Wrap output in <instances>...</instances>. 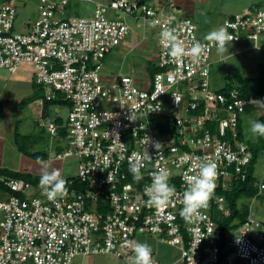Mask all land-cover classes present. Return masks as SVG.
<instances>
[{
    "label": "built area",
    "instance_id": "obj_1",
    "mask_svg": "<svg viewBox=\"0 0 264 264\" xmlns=\"http://www.w3.org/2000/svg\"><path fill=\"white\" fill-rule=\"evenodd\" d=\"M39 1V18L26 34L13 31L14 1L0 4V72L15 73L22 64H31L35 83L48 89L45 100L59 95L69 104L65 137L58 136L55 120L45 123L52 137L66 139V148L56 158L75 157L79 162L74 178H64L67 185L76 180L85 186L49 200L45 195L26 197L22 194L32 187L29 183L0 177L13 193L0 198V264H73L76 257H123L131 249L125 242L137 235L155 236L177 247L184 264H264L259 221L248 215L223 236L212 217L213 206L223 216L230 215L224 196L216 191L245 180L253 157L246 143L235 141L232 150L224 137L231 130L236 139L238 119L255 107L250 101L264 98L245 99L237 89L227 96L210 91V58L217 45L200 40L194 23L178 17L173 5L171 13L160 15L147 0H111L98 5L90 17L55 20L57 3ZM261 12L264 9L227 20L230 42L239 40L240 30H247L250 39L264 34ZM127 17L142 27L158 28L160 71L147 88L129 76L119 77L113 87L101 82L98 62L130 33ZM156 20L160 23L153 24ZM164 26L177 28L188 48L194 40L207 43L206 53L200 59L171 57L160 42ZM201 108L203 115L197 116ZM260 113L264 117V110ZM150 116L163 117L168 130L160 135L149 124ZM215 119L217 132L212 133L205 125ZM156 141L162 145L158 151ZM133 153L150 155L135 185L127 181ZM205 158L217 164L216 188L199 218L185 220L180 215L185 176L196 174ZM158 168L169 172V183L177 188V195L159 208L149 205L145 194L151 172ZM255 185L264 190L263 183Z\"/></svg>",
    "mask_w": 264,
    "mask_h": 264
},
{
    "label": "crops",
    "instance_id": "obj_2",
    "mask_svg": "<svg viewBox=\"0 0 264 264\" xmlns=\"http://www.w3.org/2000/svg\"><path fill=\"white\" fill-rule=\"evenodd\" d=\"M9 1L11 0H0V4ZM13 1L16 5V11H17L13 31L17 33L26 34L27 32L32 30L33 24L39 18V10H40L39 8L41 6V2L39 0H13ZM54 1L57 3V8L54 11V19L71 20L74 18H80V17L87 18L92 16L98 5L107 4L111 0H54ZM130 1H134V0H130ZM147 1L160 15L171 13L172 10L170 9V5H173L176 9L177 12L176 15L178 17L189 18L194 23V25L196 26L197 36L202 41H204L203 38L205 34L211 31L212 29L219 27L224 28L225 22L230 18L236 16H248L256 13L260 9H264V0H147ZM23 15H25L26 17L25 19L23 18ZM126 20L129 26L131 27L130 33L121 41V43L117 47L113 48L110 51V53H108L102 59L101 61L102 64L100 63L101 82L105 86L113 87L117 82L118 78L121 76H129L133 78L134 82L138 86L139 84L144 86L147 83L146 81L147 77L150 82L151 73H153V70L155 68L157 69V55H158V47H159L158 28L152 24H147L146 26L142 27L141 25H138L139 24L138 21L132 17H127ZM129 20L133 21V24H130ZM248 33L249 32L247 30H241L239 35V41L237 43H229L230 44L229 47L231 48L230 51L236 50L234 52L231 51L232 52L230 53L231 56L232 55L236 56V53H240L243 54V56H246L247 60H250L252 58L251 56H249V53L251 51L253 53H256L255 56H259L261 55V53L264 54V35L260 36L257 40H251L248 38ZM224 60L225 57H220L219 59V61L221 62H224ZM212 65L213 64L211 62L209 84L211 86V90L215 91L221 89L222 87L215 89V87H213L211 84ZM261 68L263 69L264 65H260V69ZM260 69L258 70V74L260 72ZM17 71L15 73H8L5 71V73H8L10 75H15ZM1 73L3 72L2 71L0 72V84L2 83L1 81H4L3 84L5 87V85L9 81L7 80V78H4V75ZM19 77H20V79H18L19 82L20 81L24 82L29 92L23 95L22 101L16 103L17 107L22 109L28 106L29 104L31 105L34 104L36 107L31 110V114L33 116L32 118H39L40 116L42 117L41 119H45V121L46 119L49 120L60 119L62 121L61 123L63 125H66L67 111H68L66 107H60L61 109L64 110L65 113L63 118L60 117V114H57L56 112H54V117L51 118V111H50L51 106L54 108L59 106L46 104L45 96H46V91H48V89L39 87L35 83L34 69L31 72L30 78L23 76H19ZM17 84L18 83H15L14 87L16 88V90H19L20 87L17 86ZM233 88L237 89L235 87ZM41 91L43 93V96H41L40 94ZM7 93L10 96L15 94L11 92V90L9 92H6V94ZM26 100L27 103L23 104V102ZM249 108L251 107H248L247 109ZM247 109L245 110V112L247 111ZM224 116L225 115L223 114L220 117L223 118ZM261 117H262L261 113L258 111V116L256 120H260ZM36 120L37 119H35L34 121L36 122ZM242 125L243 123L241 116V126ZM46 130L43 128L42 132H39V134L37 133V137L39 138L41 135L46 134ZM34 131H36V129H34ZM31 133L32 132H30L27 127L23 128L21 126V128H18V126L14 124L13 127L7 129V131L5 132V137L7 136L8 138H10V140L12 138L13 141L11 140L10 142L11 147L15 148L18 153L23 154L27 158L33 159L31 156H28L27 154V153H31V154L40 155V157L36 158L35 160L49 161L50 163L53 162V164L55 163V161L57 162L60 161L59 159L56 158V155L63 152L64 149L66 148V144H65L66 139L60 142L58 137H52L51 135L50 136L56 141L51 140L52 141L51 145L49 146V148L47 147V149L49 150V151L47 150L48 153L46 151L44 152L35 151L34 147H36V142L35 143L33 142L34 144L32 145L30 150H26L27 153H23L22 151H19L18 145L21 146V144H19V140L28 139ZM3 134L4 133L0 132V137L5 138ZM58 136L60 137L61 135H59L58 133ZM246 137L250 139L249 134H247ZM22 147L25 149L24 146ZM257 162L258 159L255 164L254 177L256 178L257 181L256 183L264 184V165H259L261 169L258 170ZM49 166L51 165L49 164ZM53 166L51 168H54ZM34 176L40 177V174ZM70 177H74V176H70ZM32 187L36 189L35 190L36 192L40 188L39 186L38 187L32 186ZM261 193L262 191H259L258 189L256 196L259 197ZM38 194H34V195L36 196ZM243 199L249 200L251 198H243ZM134 240L141 243H147L148 245L151 246L153 250V257L155 259V262H157V264H184L183 261L181 260L179 249L177 247H173L165 243H162L155 236L137 235L135 236ZM133 255L134 253L132 249L129 250V254L123 257L106 255L105 258L108 257L106 263H104V261L102 263L98 262V259H96L95 256L86 257V258L76 257L79 259L75 258L73 264H129V261ZM109 259H110V263L108 262ZM75 260H77L78 262L75 263Z\"/></svg>",
    "mask_w": 264,
    "mask_h": 264
},
{
    "label": "rangeland",
    "instance_id": "obj_3",
    "mask_svg": "<svg viewBox=\"0 0 264 264\" xmlns=\"http://www.w3.org/2000/svg\"><path fill=\"white\" fill-rule=\"evenodd\" d=\"M23 18L25 19V15H23ZM20 21V20H19ZM130 24H133V21L129 20ZM230 47L228 50H226L223 53L218 52L217 49H214L211 54V62H212V72H211V84L213 87L221 88L226 84L227 81L233 80L232 76L233 69H238L239 73L242 76H256L258 74V70L260 69V65H264V54L261 53L259 56H255L256 53H253L252 51L249 53V56L252 58L250 60L246 59V56H243V54L236 53L235 55H230L232 53ZM255 56V57H254ZM220 57H225L224 62L219 61ZM100 60L98 64H102ZM33 71V67L31 64H23L17 73L15 75H10L8 73H5V71H2L4 75V78H7L9 81L5 87L3 82L0 84V132L4 133L7 129H10L11 127L15 125L18 126V128L27 127L31 133L30 137L28 139H20L19 144L21 146H24L26 150H30L32 145L36 142V147H34L35 151L44 152L46 151L48 153L49 146L51 145L52 141H56L53 139L49 132L46 130V124L45 119H41L42 117L39 116V118H32L31 110L35 108L36 106L34 104H29L25 108H19L17 107L16 103L19 101H22L23 95H25L27 92H29L26 84L24 82L20 81L19 76L23 77H29L31 75V72ZM147 77V76H146ZM231 78V79H230ZM147 83L143 86L140 85L143 88H147L150 84L149 79L147 77ZM15 83H18L17 86L20 87L19 90H16L14 87ZM7 88V89H6ZM18 88V87H17ZM15 93L12 96H10L6 92ZM24 92V94H23ZM27 102V100H26ZM25 103V102H24ZM104 108H107L106 106H103ZM51 111V118L54 117V112L57 114H60V117H64V110L60 107H52L50 108ZM258 111L256 107H251L247 109L245 114L242 115V123H243V131L247 135H250L251 141H255L257 139V136H254L250 131V122L251 120H256L258 116ZM66 118V116H65ZM35 119L36 122L34 121ZM65 120V119H64ZM39 125V126H38ZM46 130V134L41 135L39 138L37 137V133L42 132V129ZM36 129V131H34ZM12 140V138H11ZM10 138L7 136L5 138L0 137V168L7 169L10 171H16V172H22V173H28L32 175H39L41 174L42 166L47 164L49 168H51L53 165L54 168H58L61 171L62 177L67 178L70 176H75L77 173V166L79 164L78 160L75 157H69L65 158L64 160L49 162V161H43V160H35L31 158H27L21 153H18L15 148L11 147ZM22 140V141H21ZM52 140V141H51ZM13 141V140H12ZM34 142V143H33ZM48 150V151H47ZM57 162V163H56ZM258 165L257 169L260 170L259 165H264V151L259 155L258 157ZM49 164L51 166H49ZM56 164V165H55ZM260 179V178H259ZM36 189L33 187H30L27 189L22 195L26 197H30L34 194H38L37 196L42 197L44 196L42 190L39 188L37 192ZM0 198L5 199L7 196L5 194L0 193ZM246 204L249 214L255 218L256 220L260 221L262 224V229L264 232V191L262 190V193L259 195V197H254L251 199H241L239 201V205ZM96 259H98V262L106 263L107 258L106 255H97L95 256ZM79 259V258H76ZM78 262L75 260V263ZM110 263V259L108 260ZM25 264H32L30 261Z\"/></svg>",
    "mask_w": 264,
    "mask_h": 264
},
{
    "label": "clouds",
    "instance_id": "obj_4",
    "mask_svg": "<svg viewBox=\"0 0 264 264\" xmlns=\"http://www.w3.org/2000/svg\"><path fill=\"white\" fill-rule=\"evenodd\" d=\"M260 15L264 16V12H261ZM159 23V20L153 21V24ZM159 35L161 44L169 50V55L173 58L179 59L189 56L193 59H200L208 49V44L199 40H194L190 48L186 47L185 41L180 38L179 32L175 27L164 26ZM239 35L240 32L238 33V37ZM203 39L206 42H214L220 53L228 50L230 46L229 43H237L239 41L230 42L233 40V36L228 34L225 25L224 28L219 27L212 29L205 34ZM250 103H252L257 110H264V100H252ZM249 131L254 136L264 137V121L251 120ZM150 142L152 143V141ZM161 146L160 142H154L156 151H158ZM149 158V153L146 156L133 153L129 161V171L135 181H139L142 178L141 170L145 166L144 161ZM216 177L217 164L207 158L199 164L196 174H187L185 176V188L182 194L183 208L180 212L181 217L185 220H195L199 218L200 210L207 206L216 188ZM169 178V172L164 168H158L151 172L152 182L150 185L145 186V194L148 197L147 202L149 205L157 208L165 206L177 195V188L175 185L169 183ZM39 187L49 200H56L67 195L68 192L67 181L62 177L61 171L57 168L49 169L47 164L42 166ZM125 246L130 247L134 253L129 264H156L153 257V250L147 243L130 240L125 242Z\"/></svg>",
    "mask_w": 264,
    "mask_h": 264
},
{
    "label": "trees",
    "instance_id": "obj_5",
    "mask_svg": "<svg viewBox=\"0 0 264 264\" xmlns=\"http://www.w3.org/2000/svg\"><path fill=\"white\" fill-rule=\"evenodd\" d=\"M232 19L233 18H230V20H232ZM29 32H31V31H29ZM90 66H92V65H90ZM158 71H160V69H158V67H157V69L155 68L153 70V73H151V76H150V80L153 78L154 74H156ZM233 71H234L232 74V76H234L232 78L233 80L227 81V79H226V84L219 90H215V91L211 90V86H210V91L214 92L215 94H222L224 96H227L228 93L232 89H234L233 87H235L240 91V97H242V98H245V99L249 98V97L264 98V68L260 69V72L256 77L255 76H245L244 77L239 73V71L237 69H234ZM39 87H41V86H39ZM40 94H41V96H43L42 91ZM24 102H23V104L27 103L26 101H24ZM46 104L56 105L59 107H66V108L69 107V104L66 101H64L63 99H61V97L59 95L53 101H46ZM202 112H203L202 108L199 111H196L197 116H202L203 115ZM221 115H223V113H221ZM241 116L238 119V125L236 126V129H235V131L237 133V138L232 139L231 130H228L224 139L229 142L232 150L235 149V141L246 143L249 146L250 150L252 151L253 157H252L250 163L248 164L247 175H246L245 180L233 182V185L231 186L230 190L222 191L221 189H219L216 191L217 194L224 196L226 204L230 209V215L228 217H225L220 212L215 211L214 206L212 209V217L215 220V222L220 226L223 236L225 235L226 231H229L231 229H234V228L240 226L242 224V222L246 219V217L249 215L246 204H243L240 206L239 201L243 198L257 197L256 194L258 192V187L255 185V183L257 181H256V178L254 177V170H255L256 161H257L259 155L264 150V137L257 136V139L255 141H251V139H248L246 137V135L243 133V129L241 126ZM217 120L218 119H215L214 122H210V121L208 122L207 121V123L205 125L207 127V130H209L212 133H216L217 127H218ZM260 121H264V117H261ZM61 122L62 121L60 119L55 120V123L59 127L58 128L59 135L65 136L67 134V129H66V126L63 125ZM149 124L151 125L152 128H154V129L157 128L160 135L164 134L169 128L167 121L161 116H150ZM18 149H19V151H22L23 153H27L26 149H24L22 146L18 145ZM27 154H28V156H31L33 159L40 157L39 154H31V153H27ZM2 176L11 177V178H14L17 180H23L26 183H29L34 187L39 186L40 177L31 175L28 173L14 172V171H10L7 169L0 168V177H2ZM73 178H71V179L73 180ZM127 181L130 182L131 184H134V185L136 183V181L133 179L132 174H130ZM84 186H85L84 184H80L78 181L75 180L73 185H70V186L67 185V188H68V190L77 189V190L81 191V190H83ZM0 193L5 194V195L7 193L10 195L13 194L12 192H10V190L6 186H4V184L2 182H0ZM15 195L22 196L19 194H15ZM221 258H222V255H221Z\"/></svg>",
    "mask_w": 264,
    "mask_h": 264
}]
</instances>
